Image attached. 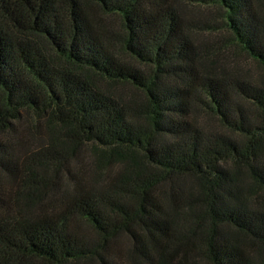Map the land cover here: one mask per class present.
Wrapping results in <instances>:
<instances>
[{"label": "trees", "instance_id": "trees-1", "mask_svg": "<svg viewBox=\"0 0 264 264\" xmlns=\"http://www.w3.org/2000/svg\"><path fill=\"white\" fill-rule=\"evenodd\" d=\"M260 2L0 0V173L23 189L0 184V264H119L120 236L126 264H264ZM228 45L257 79L217 66Z\"/></svg>", "mask_w": 264, "mask_h": 264}, {"label": "rangeland", "instance_id": "rangeland-1", "mask_svg": "<svg viewBox=\"0 0 264 264\" xmlns=\"http://www.w3.org/2000/svg\"><path fill=\"white\" fill-rule=\"evenodd\" d=\"M260 7L264 8L263 3L260 2ZM201 12L204 14L205 19H209L210 22L214 23L215 25L220 24L219 20V8L215 4H210L207 6H204L200 8ZM204 36H211L210 34H205ZM213 38H221L225 39L227 38L228 34L225 29H219L216 31L215 34H212ZM225 54L226 60L224 59V55H220L218 57L219 61L217 63V66L220 68H226V71L228 70H236L239 71V73L246 75L250 79H257L260 76V69L250 60H248L245 55L240 52L238 49H236L233 45H228L226 49L223 50L222 54ZM28 120L30 121L29 117L26 116ZM203 122L208 123L207 120L202 119ZM34 122V120H31ZM36 122L32 123L35 124ZM42 123V122H41ZM45 129L36 130L35 128L32 129V132L30 134H24L23 137H21L22 142L20 146L16 143L18 151L19 158H17L18 162L23 158V152L25 148L28 149H34L37 147L42 141H44L47 138ZM78 156L76 157V155ZM73 158L70 159L69 162V169L73 175H76L79 173V171L88 172L92 170L93 164L92 161L94 159L95 161V153L93 151V148L90 145L84 146L82 149H80L79 153L77 152ZM106 169V165L103 167V170ZM109 170H113V166H110L108 168ZM100 171V168L97 170ZM0 184L2 188V193L5 199H8V196H17L20 195L18 191H22V186L16 185L11 183L10 179L6 174L0 173ZM66 188L67 190H70V181L68 180V175L64 174L61 177V189ZM119 244H120V251L118 252V255H115V260L119 264H126L130 259L128 255V248L129 243L127 239L124 236H120L118 238ZM93 264V263H89ZM94 264H98L95 262ZM202 264H207L203 262Z\"/></svg>", "mask_w": 264, "mask_h": 264}]
</instances>
